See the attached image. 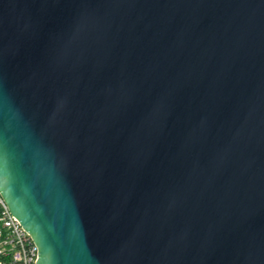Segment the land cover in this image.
I'll return each mask as SVG.
<instances>
[{"label":"water","instance_id":"95a60500","mask_svg":"<svg viewBox=\"0 0 264 264\" xmlns=\"http://www.w3.org/2000/svg\"><path fill=\"white\" fill-rule=\"evenodd\" d=\"M0 194L36 264H264V0H0Z\"/></svg>","mask_w":264,"mask_h":264},{"label":"built area","instance_id":"2783aa9c","mask_svg":"<svg viewBox=\"0 0 264 264\" xmlns=\"http://www.w3.org/2000/svg\"><path fill=\"white\" fill-rule=\"evenodd\" d=\"M37 246L0 194V264H36Z\"/></svg>","mask_w":264,"mask_h":264}]
</instances>
